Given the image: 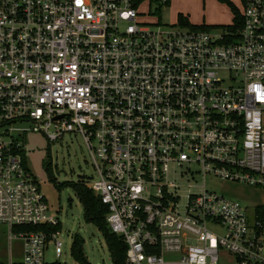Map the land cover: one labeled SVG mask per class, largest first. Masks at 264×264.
Returning <instances> with one entry per match:
<instances>
[{
  "label": "built area",
  "instance_id": "obj_1",
  "mask_svg": "<svg viewBox=\"0 0 264 264\" xmlns=\"http://www.w3.org/2000/svg\"><path fill=\"white\" fill-rule=\"evenodd\" d=\"M141 2L0 0V225L23 241L7 264H67L45 260L60 222L25 165L30 130L82 138L124 264H264L256 208L207 186L264 189V0L207 29L139 21Z\"/></svg>",
  "mask_w": 264,
  "mask_h": 264
},
{
  "label": "rangeland",
  "instance_id": "obj_2",
  "mask_svg": "<svg viewBox=\"0 0 264 264\" xmlns=\"http://www.w3.org/2000/svg\"><path fill=\"white\" fill-rule=\"evenodd\" d=\"M241 9V0H231ZM157 5L150 0H142L139 21L173 24L178 22V13L187 16L193 25H222L232 22L231 11L226 3L218 0H169V3ZM29 129L31 123L18 122L12 125ZM25 165L37 181L45 197L48 213L60 222L58 238L62 241L63 253L59 258L54 254L52 244L45 251L47 262L62 261L75 263L70 247L74 234L83 239L82 251L91 264H112L109 251L101 231L92 223H87L83 216V207L71 187L72 182L85 181L93 175L87 148L80 136L67 135L61 140L47 142L39 131H27L24 136ZM197 179V178H196ZM181 181L180 179H178ZM202 182V180H200ZM185 191L197 192L200 184L189 179L184 182ZM207 186L222 192L229 198L239 200L245 205L251 219L255 207L264 208V189L244 184L208 180ZM254 210V211H253ZM23 241L12 238L8 241V226L0 225V263L7 264L9 258L21 261Z\"/></svg>",
  "mask_w": 264,
  "mask_h": 264
},
{
  "label": "trees",
  "instance_id": "obj_3",
  "mask_svg": "<svg viewBox=\"0 0 264 264\" xmlns=\"http://www.w3.org/2000/svg\"><path fill=\"white\" fill-rule=\"evenodd\" d=\"M156 3L159 10L161 3L159 0H150ZM219 2L226 3L229 7L232 15V24L234 26H239L241 23V15L239 9L233 4L231 0H218ZM169 0L165 2L167 5ZM177 18L181 24L189 25L192 28L196 29H207L213 25H193L189 23L187 16H184L181 13H178ZM71 187L75 194L77 195L82 207H83V216L87 223L94 224L102 233L107 249L109 251L110 259L112 264H124L125 261V243L123 240L110 232L107 228L106 223V213L107 207L101 203L98 197H96L92 191L85 185L84 181L72 182ZM256 212L258 213L259 218L263 220L262 208L259 206L256 207ZM60 228V225L56 226H47V230H57ZM83 239L80 235L74 234L72 238V243L70 247V253L73 259L80 264H91L87 261L86 257L82 251Z\"/></svg>",
  "mask_w": 264,
  "mask_h": 264
},
{
  "label": "crops",
  "instance_id": "obj_4",
  "mask_svg": "<svg viewBox=\"0 0 264 264\" xmlns=\"http://www.w3.org/2000/svg\"><path fill=\"white\" fill-rule=\"evenodd\" d=\"M232 16V15H231ZM256 207H258V206H256ZM255 207V208H256ZM262 212H263V230H264V208L262 207Z\"/></svg>",
  "mask_w": 264,
  "mask_h": 264
}]
</instances>
